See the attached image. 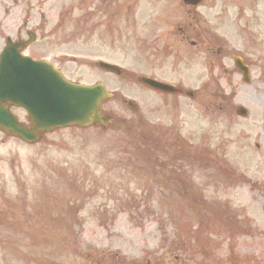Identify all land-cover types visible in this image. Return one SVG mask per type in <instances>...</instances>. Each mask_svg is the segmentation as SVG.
<instances>
[{
  "label": "rangeland",
  "instance_id": "rangeland-1",
  "mask_svg": "<svg viewBox=\"0 0 264 264\" xmlns=\"http://www.w3.org/2000/svg\"><path fill=\"white\" fill-rule=\"evenodd\" d=\"M62 3L47 2V52L28 55L57 63L73 81L105 83L116 92L104 102L115 121L108 128L49 132L36 145L6 138L0 146L1 156H8L0 163V214L8 219L0 220V264H264V82L240 87L227 112L212 117L215 124L202 117L198 122L199 108L190 114L188 100L180 98L174 108L168 97L141 89L135 78L184 79L186 68L180 76L173 73L179 47L167 52L169 41L158 42L160 32L149 22L119 26L111 34L112 23L104 16L81 24L77 17L83 13L74 11L60 25ZM99 61L121 66L135 81L106 74ZM121 95L136 102L138 113ZM160 100L170 104L164 107ZM238 103L249 110L248 119L236 115ZM16 113L27 121L24 111ZM142 118L174 125L168 151H161L160 143L156 153L168 167L173 160L181 163L179 146L168 140L181 133L195 142L191 152L197 163L177 168L192 178L188 183L180 182V173H161L162 160L141 168L145 156L136 159L128 141L136 136L131 131L143 128ZM198 142L207 152H218L202 161L207 165L199 161ZM7 186L11 192L4 194ZM223 212L238 226H230Z\"/></svg>",
  "mask_w": 264,
  "mask_h": 264
},
{
  "label": "flooded vegetation",
  "instance_id": "flooded-vegetation-1",
  "mask_svg": "<svg viewBox=\"0 0 264 264\" xmlns=\"http://www.w3.org/2000/svg\"><path fill=\"white\" fill-rule=\"evenodd\" d=\"M78 1L87 8L89 15L97 17V13L100 12L110 22L116 19L117 10H132L134 13L131 12L129 15L135 24L140 23L142 19V14H139L138 11L143 6V0H129V2L125 0L121 3L119 0ZM116 4L118 5L115 6ZM150 4L152 7L149 20L176 28L178 34L174 40H187L197 49H206L209 55L212 53L211 64H218L221 67L217 70L216 77L224 85L231 87L232 90H237L244 83L252 82L257 86L260 81L264 82V70L255 77L258 68L264 66V55L256 54V48L248 46L247 42L251 40L252 33L245 34V42L241 43V47H236L234 41L233 52H229L228 48L214 50L215 43L224 42L223 36H219V31L225 23L228 2L220 0H150ZM251 20L248 19L249 26H251ZM210 31L215 35L210 34ZM35 34H40V39L47 38V0H0V56L10 40L24 42L30 39L31 35L34 41L26 46L21 44V52L33 54L29 49L38 40ZM46 47L44 46V48ZM241 53L244 55H241L243 65L248 68V80L236 66L237 56ZM255 91L259 92V89L257 88ZM1 143H5V140L0 139Z\"/></svg>",
  "mask_w": 264,
  "mask_h": 264
},
{
  "label": "water",
  "instance_id": "water-1",
  "mask_svg": "<svg viewBox=\"0 0 264 264\" xmlns=\"http://www.w3.org/2000/svg\"><path fill=\"white\" fill-rule=\"evenodd\" d=\"M0 71V102L10 100L29 111L33 130L24 128L11 117L8 109L0 107V126L26 141L38 140L44 130L75 124L107 125L109 120L101 114V101L110 97L99 83L85 86L66 81L54 66L45 61L22 59L18 55L3 56ZM105 69L118 71L112 64L101 63ZM159 88H167L152 81Z\"/></svg>",
  "mask_w": 264,
  "mask_h": 264
}]
</instances>
